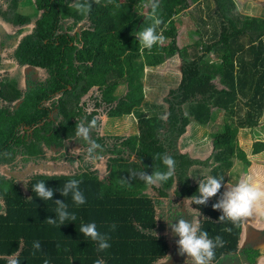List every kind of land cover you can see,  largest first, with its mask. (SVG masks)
<instances>
[{
    "label": "trees",
    "instance_id": "obj_1",
    "mask_svg": "<svg viewBox=\"0 0 264 264\" xmlns=\"http://www.w3.org/2000/svg\"><path fill=\"white\" fill-rule=\"evenodd\" d=\"M5 1V6L0 2V16L17 27L9 37L20 36L13 56L42 74L26 71L23 87L16 76L0 74V264H95L97 259L104 264H158L170 250L166 231L175 243L179 239L167 222L175 223L180 215L198 217L209 238L219 235L224 240L212 264H256L264 249L250 241L239 246L243 222H220L221 212L212 208L223 187L205 205L192 204L189 197L198 195V181L208 175L228 182L232 156L249 164L232 138L239 128L256 125L264 110V11L243 13L237 0H158L163 20L158 31L165 39L149 51L137 38L150 24L149 0H101L86 15L73 8L74 0ZM25 3L31 10L16 8ZM186 12L194 14L191 23L196 27L189 28L193 42L178 45V15ZM29 24L32 31L21 34ZM172 56L178 59V78L162 95L163 104L152 110L144 101L145 68ZM100 109L110 119L133 115L139 121L137 133L99 134ZM214 109L222 111V124L211 132V153L200 159L181 152L187 126L207 124ZM82 118L96 121L91 135L102 145L95 160L105 158L102 178L87 157L88 145L75 135ZM73 141L84 147L77 156L65 152ZM48 152L54 153L52 159L67 160L71 171L31 172L24 179L13 175L43 162ZM158 153L174 158L171 179L149 186L129 178L132 171L166 170L155 159ZM204 169L208 175H200ZM70 179L81 181L86 199L82 206L73 204L71 195H60ZM41 180L54 190L53 201L68 204L75 222L59 227L47 223L55 217L56 205L32 191ZM92 222L110 236L111 246L104 252H97L96 243L79 232L81 224ZM112 224L115 230L109 232ZM33 241L41 245L35 254ZM171 252L179 254L177 243Z\"/></svg>",
    "mask_w": 264,
    "mask_h": 264
},
{
    "label": "rangeland",
    "instance_id": "obj_2",
    "mask_svg": "<svg viewBox=\"0 0 264 264\" xmlns=\"http://www.w3.org/2000/svg\"><path fill=\"white\" fill-rule=\"evenodd\" d=\"M0 2L5 6L7 1L0 0ZM203 2V1H202ZM238 6L241 12L249 15H261L264 11V0H237ZM18 4L16 7L18 10H31L30 5ZM204 5V11L201 12L205 16L206 5ZM207 11V10H206ZM157 15L160 16V11L157 10ZM194 14L184 13L178 15L181 18L177 22V43L178 45H190L192 44V38L189 36L190 27H193L191 22H195L193 18ZM193 18V20H192ZM202 30V26L197 25ZM196 26L194 25L193 28ZM32 24L24 27L21 34L32 31ZM206 29H211V25H206ZM17 30V27L13 26L3 20L0 16V54L4 60V69H0V74L3 72H8L10 75H14L18 78L21 87L24 85V78L26 71L32 70L35 76L42 74L40 69H34L29 66L18 62V60L13 56V49L17 44L19 37H9L13 35ZM206 36V34H205ZM204 36V37H205ZM178 59L176 56H172L161 64L153 68H145L147 70L146 76L142 77L143 90H144V101L146 106L152 108V110L158 109V107L163 104L162 95L165 93L168 86L175 83L178 78L177 70ZM151 74V75H150ZM218 72H214V77L218 76ZM150 75V76H149ZM90 92V91H89ZM88 92V94H89ZM85 94V95H88ZM92 102L86 103V109H90ZM145 107V106H143ZM148 112V111H147ZM242 112V109H241ZM222 111L219 109H214L212 119L205 125L197 124L195 122L190 123L186 128V133L184 134L183 140L185 141V147L180 149L181 152H188L191 156L199 157L200 159L206 158L212 150L211 144V132L215 129L220 128L222 124ZM162 117V116H161ZM100 120L97 131L99 134L103 133H122L130 134L137 133L138 119L133 115L127 117H122L121 119H110L105 113L100 109V115H97ZM138 122V123H137ZM232 143L234 144L236 150H240L244 153L245 158L249 161L248 165H243L242 161L235 156H232V166L229 169L228 182L225 186H230L236 184L245 175L260 173L264 176V110L262 115L258 118L256 125L252 127L239 128L236 135L232 138ZM84 149L78 142H71L67 150L65 151L68 155L77 156ZM61 151V150H59ZM54 155L52 152L47 153V158L42 160L41 163L28 164L24 171L13 172V175L24 179L26 173L40 172V173H68L71 171V164L65 159H52L51 156ZM93 166L99 169L101 178L104 177L106 173L105 169V158L100 157L98 161H92ZM4 171H8L4 167ZM200 175H208L207 170H202ZM193 177V182L198 180ZM225 191V187H223ZM187 205L193 206L191 203L186 202ZM194 220V219H193ZM169 232L166 231L168 236V242L170 245L169 254L161 258L158 264H191V262H185L183 258L178 253H172V249L175 247L176 238L169 237ZM179 237L177 236V239ZM246 241H250L253 245L258 246L260 249H264V222H257L255 218H251L242 224L241 233L239 237V246L243 245ZM185 257V256H184ZM256 264H264V254H260L257 258Z\"/></svg>",
    "mask_w": 264,
    "mask_h": 264
},
{
    "label": "clouds",
    "instance_id": "obj_3",
    "mask_svg": "<svg viewBox=\"0 0 264 264\" xmlns=\"http://www.w3.org/2000/svg\"><path fill=\"white\" fill-rule=\"evenodd\" d=\"M112 0H107L111 3ZM100 4L101 0H74L73 8L81 14H87L91 11L92 4ZM148 7L151 9L148 19L149 26L140 31L137 35L138 41L144 50H151L154 46L163 43L164 36L162 31H158L163 24L162 18L157 15L159 8L158 0H149ZM96 127L95 119L86 121L82 118L76 125L75 135L84 141L87 147L88 159L95 161L98 157V151H102V145L92 139V131ZM155 159L162 161L165 166L164 171L156 170L151 174L144 171H132L129 174L130 179H139L149 186H158L167 182L174 176L176 162L174 158L168 154H156ZM223 178H217L212 175L199 179L197 192L198 195L189 197L192 204L205 205L210 198L217 196L222 187H225L222 195L217 203L212 205L213 209L219 210L221 215L218 217L220 222H229L236 226L251 218H255L257 222H264V176L260 173L245 175L236 184L225 186ZM81 181L70 179L64 183L59 189L60 195L63 197L71 195L73 204L82 206L86 203L85 196L80 190ZM122 184L129 183V180L121 179ZM32 191L36 193V197L42 201H53L54 190L46 186L45 181H38L33 185ZM55 207V217L48 218L47 223L59 227L67 222H75L77 217L68 210V204L59 199L53 201ZM175 223L167 222L173 235L178 236L176 241L178 245L179 255H184L190 260L191 264H212L215 257V250L223 247L224 240L217 235L214 239L209 238V233L202 230L199 218L194 220L185 219L183 215L174 218ZM116 225H109V232L115 230ZM224 231L231 232V228H225ZM79 232L84 237L96 243L97 252H104L110 248V236L108 232H100L97 225L92 223L81 224ZM32 248L34 253L41 248L39 241H33ZM14 264H19L18 261ZM44 264H49L48 260ZM95 264H104L102 259H97Z\"/></svg>",
    "mask_w": 264,
    "mask_h": 264
}]
</instances>
